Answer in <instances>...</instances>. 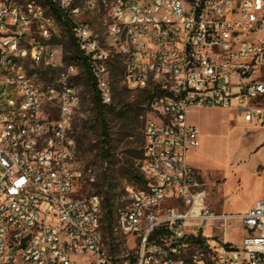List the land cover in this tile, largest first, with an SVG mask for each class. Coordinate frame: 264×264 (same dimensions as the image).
<instances>
[{
    "label": "built area",
    "instance_id": "obj_1",
    "mask_svg": "<svg viewBox=\"0 0 264 264\" xmlns=\"http://www.w3.org/2000/svg\"><path fill=\"white\" fill-rule=\"evenodd\" d=\"M63 29L82 71L54 43ZM117 68L146 95L143 187L107 230L104 198L78 195L71 132L85 101L114 104ZM206 108L264 126V0H0V264H264V164L262 197L227 214L188 162V115Z\"/></svg>",
    "mask_w": 264,
    "mask_h": 264
},
{
    "label": "rangeland",
    "instance_id": "obj_2",
    "mask_svg": "<svg viewBox=\"0 0 264 264\" xmlns=\"http://www.w3.org/2000/svg\"><path fill=\"white\" fill-rule=\"evenodd\" d=\"M97 24L95 21V25ZM54 43L58 45V50H62L63 57L64 55L74 57V50L64 29L61 30L60 37L54 39ZM71 64L79 66L80 71L83 70L81 60H73ZM40 71L42 74L50 71V76H55L54 70L41 67ZM116 77L114 73V88L117 86L113 104L115 110H107L105 114L112 137L111 148L114 157L107 162L99 158L101 147L99 123L94 111L87 105H82L75 111L71 132L75 142L74 162L79 169H90L82 176L78 195L95 193L104 198L108 194L113 208V219L129 204L130 189L135 191L143 187V183L134 178V175H140L139 166L147 119L146 112L140 106L146 95L127 88L125 90L119 75ZM80 84L86 89L88 79L83 76ZM124 105L128 106L123 107ZM188 118L199 131L201 143L198 149L199 159L204 166L213 170L207 176L203 174L198 176V181L207 190L209 208L215 213H241L255 192L254 185L251 184L249 191H242L230 182V192L219 196L218 182L223 178L229 164L236 165L247 151L256 150L258 135L264 132V128L239 125L232 113L225 109H193ZM261 151L262 149L254 151L250 157L251 161L259 159ZM124 165L125 169H122ZM130 166H133L134 172L129 170ZM224 231L225 238L233 245H235L233 241L240 239L242 235V227L238 220L228 221ZM205 233L219 234V230L215 227L212 231L205 228ZM218 237L222 238V231Z\"/></svg>",
    "mask_w": 264,
    "mask_h": 264
},
{
    "label": "crops",
    "instance_id": "obj_3",
    "mask_svg": "<svg viewBox=\"0 0 264 264\" xmlns=\"http://www.w3.org/2000/svg\"><path fill=\"white\" fill-rule=\"evenodd\" d=\"M232 113V116L236 118V115L233 111H229ZM189 120V118H188ZM237 120V119H236ZM190 123H192L189 120ZM239 125H252L254 127L258 128H264V126L261 125H255L252 123H240L237 121ZM194 124V123H192ZM195 125V124H194ZM201 144V143H200ZM256 150L262 149L261 155L259 159H254L251 161L250 157L252 154H254V151H247L246 154H244L238 163L236 165L229 164L227 166V169L224 172L223 178L220 179V182H218V194L221 195H227L229 191V183L232 182L236 185V188L242 190V191H249L251 189V184L254 185L255 192L248 204V206L241 211V213H245L247 210H249L254 203L260 199L263 195V179L260 176L259 168L264 164V132L259 133L256 143ZM199 149V148H198ZM198 149L192 150L188 153V162L189 164L197 170L199 176L200 175H209L210 172H213V170L207 168L202 164V162L199 159V152ZM220 200V199H219ZM245 233L242 230L241 238L238 240H234V244L227 240L230 244L233 246H240L242 238L244 237ZM226 236V235H225Z\"/></svg>",
    "mask_w": 264,
    "mask_h": 264
},
{
    "label": "trees",
    "instance_id": "obj_4",
    "mask_svg": "<svg viewBox=\"0 0 264 264\" xmlns=\"http://www.w3.org/2000/svg\"><path fill=\"white\" fill-rule=\"evenodd\" d=\"M52 11H53L54 15L57 17V19L60 22H62L64 24V26H66L67 32H69L67 21L62 18L61 14L58 12V10L56 8L53 7ZM69 42H70V46L74 50L75 55L72 58H69L67 55H64V62L67 65L71 64V62L73 60H81V57L78 55V53H77V51L75 49V44H74V42H73V40L71 38L69 39ZM83 64H84V61H83ZM84 66H85V64H84ZM50 70H52V69H50ZM49 72L44 74L45 78H48V76L50 75ZM116 72H115V77L120 74V70L116 69ZM52 79H53V77L50 76V78L48 79L49 82H52ZM124 89L127 90L126 88H124ZM116 92H117V86L114 88V93H116ZM94 102H95L94 106H92V107L89 105V103L87 101H85V103H83V106L87 105L95 113V116H96V118L98 120V123H99V129H100V135H101V147H100V152H99V158L103 162H107V161L111 160L114 157V155L112 153V148H111L112 137H111V134L109 132V123H108V120H107L105 114H106L107 110H109V111L115 110V108H114L115 106H113V105H110V106L102 105L98 101L97 98L94 99ZM127 106L128 105H124L123 107H127ZM132 167L133 166H130L129 170L134 172ZM121 168L125 169V165L122 166ZM88 170H90V169L89 168H85L82 171H83V173H86ZM131 171H130V173H131ZM125 174H127V173H125ZM134 178H136L138 181L142 182V179H141L140 175L139 176L134 175ZM104 210H105V219H106V222H107V230H109L114 219H113V208H112V205L110 203V197H109L108 194H106V196L104 197Z\"/></svg>",
    "mask_w": 264,
    "mask_h": 264
}]
</instances>
